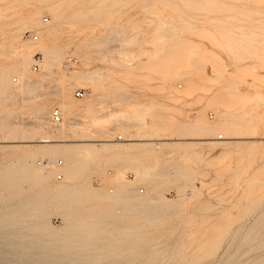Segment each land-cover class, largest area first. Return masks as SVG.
Segmentation results:
<instances>
[{
    "label": "rangeland",
    "instance_id": "obj_1",
    "mask_svg": "<svg viewBox=\"0 0 264 264\" xmlns=\"http://www.w3.org/2000/svg\"><path fill=\"white\" fill-rule=\"evenodd\" d=\"M51 4L58 7L59 17L52 18ZM29 11L35 13L31 21ZM0 16V171L10 167L12 153L5 152L9 147L31 151L34 159L55 165L45 169L58 171L56 167L64 165L65 153L41 158L40 143L19 141L22 133L29 139L44 131L33 128L35 103L47 110L58 106L62 119L67 115L56 94L62 82L69 87L66 102L73 106L77 122L61 147L91 150L76 156L82 164L76 177L66 178L61 172V178L54 176L49 183H86L113 197L119 195L114 193L116 187L124 186L122 194L161 195L166 198L163 203L172 205L168 214L158 217L159 223L143 230L147 235H139L142 239L131 253L102 252L101 259L79 258L74 264L264 261V0H0ZM16 27L21 35L24 30L36 31L34 42L55 28L45 44L67 48L62 57L72 53L79 62L64 69L61 58L59 68L50 67L45 64L48 57L35 49L28 69L19 76L17 56L11 54L8 42ZM20 42L33 41L21 37ZM37 52L43 56L40 71L31 68ZM87 72L86 79L76 77ZM13 76L17 81L9 83ZM24 76V84L31 83L32 88L22 90L23 84L16 92ZM79 88L85 89L82 97L74 95ZM87 98L92 104L86 109ZM17 118L22 120L19 132L11 133V121ZM110 123L124 127L131 143L123 144L125 133L119 129L113 133ZM97 127L100 132L109 130L101 134L107 132L113 146L94 153L93 147L104 137L96 135ZM217 133L222 137L215 138ZM117 172L124 181L111 178ZM9 190L0 194V208L17 201L7 197ZM29 190V183L22 182L20 198H26ZM153 200L157 207L162 203ZM117 202L103 196L95 204L113 207ZM62 217L50 207L44 216L47 230L62 235L59 230L67 223ZM7 231L0 228V264H31L35 252L21 257ZM90 237L92 243L102 234ZM89 249L83 254H90Z\"/></svg>",
    "mask_w": 264,
    "mask_h": 264
},
{
    "label": "bare ground",
    "instance_id": "obj_2",
    "mask_svg": "<svg viewBox=\"0 0 264 264\" xmlns=\"http://www.w3.org/2000/svg\"><path fill=\"white\" fill-rule=\"evenodd\" d=\"M50 10L52 13L51 15H53L52 18L53 17L57 18L60 16L59 9L56 5L51 4ZM19 14L21 13L19 12ZM34 15L35 13L33 11L31 12L29 11L28 16H27L28 20L31 21L34 18ZM0 19H1V16H0ZM19 30H20L19 27L13 28V31H17V33L14 36L12 35L13 39L8 41L10 44L11 54L17 56V61L15 63V71L19 72L18 74L19 76L22 75L24 70L28 69V64L30 63V59L32 58V57L30 58V55L35 49L40 50L43 53V56L48 57V60L47 61L45 60L47 62L45 64L51 65L50 67L54 65V68L55 66L57 67L59 66L60 59L63 58L62 56L67 51V48L48 47L44 41L45 37L50 38L54 36L53 34L55 33L54 32L55 28L51 27V29L47 30V34H44L45 36H42L38 41L34 42L35 41L34 40L31 43L30 42L21 43L22 41L20 42L21 32H19ZM15 40L19 42H14ZM22 46H26V48H23ZM46 68H48V66ZM57 70L59 69H56L55 71L57 72ZM74 75L76 74H73L72 76ZM76 77L80 78V80L86 79L89 77V74L88 75L82 74L79 76L76 75ZM14 80L17 81V77L13 76L12 78H10L9 83L10 81L12 82ZM21 80H22L21 83L18 82L19 84L17 83L18 85L17 86L15 85L18 88L20 87L19 89L17 88V90H15L16 92L20 91V89H22L21 85L27 82V78L25 76ZM66 81H69V79ZM7 83H8V79H7ZM26 84L27 86L24 84L26 87H24L23 85L22 90L30 91V89L32 88V85L30 87L29 84L31 83L29 84L26 83ZM63 84L64 83L62 82L59 83L58 89H56V94L58 96V101L60 103L59 105L63 107L62 111L66 112L67 115L63 116V119L60 122L52 123V125H50V123H48L49 122L48 121L49 120L48 119L49 110L46 109L44 104L35 103L33 107L35 111L34 120H33V128L35 130L43 129L44 131L43 132L37 131L38 132L37 135L29 139L26 138L28 136L22 133L19 141L26 140V141L37 142L38 144L40 143L41 147L38 148L39 150L38 152L41 158L44 156H53L56 152L65 153L66 162L64 163V165L57 166L56 170L58 171H55V169H52V168H49L50 170L45 169L44 167L46 165H49L51 167H54L55 165L53 163H50L49 162L50 160H47V163L43 164L41 160L34 159L35 156H32L33 153L31 151L13 150L12 147H9L5 149V152L12 153L11 154L12 157H10L8 161L10 163V167L9 165H7L8 167L7 169L5 168L0 171V194L1 196H4L3 194L5 193V190L9 188L10 190L7 194V197L8 198H13V197L18 198L15 204L10 205L9 207L0 208V228H7L8 230L7 232H9V235L12 238L13 244L17 245L20 249L21 257L22 256L28 257L27 254H32L33 252H35L33 255L34 256L33 258L31 257L32 255H29L32 258L30 262L31 264H74L79 258L83 260L101 259L102 257H105L104 255L105 253H102V252H107V253L111 252L110 254H108L110 256H121L124 254H128L129 252L131 253L135 249V247L133 246L134 243L142 239L140 238L139 235H147V233H144L143 230L147 227L152 228L157 223H159L160 221L158 222V217L160 216L163 217L162 215L168 214L169 212L168 209L169 207L172 206L169 203H163L164 201H166V198L161 195L154 196L152 194L150 195L148 194V196L140 197L138 195L131 196V193L122 194L121 192L126 190V187L124 186H121V187L117 186L116 189L114 190V193L119 194V195L113 197L111 193H107V192L102 193L101 192L102 190L100 191L98 188H93L94 187L93 185H92L93 187H91L90 185L86 183L78 182L73 185H68L64 182L63 183H52V182L49 183L50 181H52L51 178H53L57 172L64 173L66 178L76 177L77 173L79 172L80 166H82V164H80L79 161L77 160L76 156L79 154V152L84 151L83 153H85L86 150L87 151L89 149L91 150V148L87 146L77 147V148L76 147H71V148L61 147L62 142H65V140H67L66 136H68V134L71 133L74 129L71 126H73L77 122L76 120H74V117H73V114H74L73 106L69 102H66L67 100L66 94H67L69 87H66V85L64 86ZM71 86L73 85H70V87ZM85 100H87L85 102L86 109H87L92 104V101L88 98ZM94 113H97V112H94ZM103 114H106V113H103ZM96 115H98V113ZM18 119L19 118L13 119L11 121V123L14 124V126L9 128V132L11 133H14V131L19 132V129H18L19 123H21L22 120L19 121ZM95 121L96 120L94 119V122ZM99 122H101V120ZM115 123L119 125L124 124V123H120L117 121ZM117 124H114V126L111 127V123H110V127L108 128H110L113 131V133L117 132L116 131L117 129H119L118 130L119 132L121 131V133L122 132L125 133L126 135L125 140L127 141L123 144L131 143V136H130L131 134L126 132L125 128L122 127L123 125L118 126ZM127 126H130V123L127 124ZM99 130L100 129L98 128L96 131L97 132L96 135H98L99 133L101 134V132L103 131L102 130L100 132ZM106 131H109V130H106ZM105 133L101 134L104 137L99 139L100 142L97 143L98 145L93 147L92 150L96 151L94 153H98L101 150L104 151V150L112 148L113 145L112 146L109 145L111 142L108 143V140L110 137H108L107 132ZM121 133L117 135L122 137ZM220 137H222V134L217 133L215 138H220ZM148 141L149 139L147 138V140H145L144 142H148ZM157 145L160 146L159 143ZM125 146L127 147V145ZM119 150H116V151H119ZM115 174L116 176L114 177L113 175L111 178L118 179V181H124L122 173L117 172ZM22 182H27L30 185V190L28 191L27 194L25 193L27 196H25L26 198L24 199L20 198L21 194L23 193L22 192ZM27 188L29 189V187ZM103 196H110L119 202L115 203V206L113 207L99 206L95 204V201L100 200ZM156 198L162 201L161 204L159 203L160 206L158 207L156 206L157 203H155V201L153 200V199L156 200ZM0 201H1V198H0ZM50 207L61 212V214L63 215L62 218H64V220H67V223L65 224L63 230L62 231L59 230V234H62L60 236L57 234L58 232H56V230L54 231L47 230L48 222L44 221V216L46 214V211ZM98 233L102 234V237L101 238L98 237L99 238L98 240L95 239L91 243L89 241L91 238L90 236L97 235ZM2 235H5V234H2ZM55 235H58V236L54 237ZM116 235H124L125 237L116 238L114 237ZM132 236H136L138 239L133 240L131 238ZM99 240L100 242H102L100 246L99 244L96 243ZM128 242H129V245H126ZM256 242L258 243V241ZM88 249L91 250L90 254H86V253L83 254L84 253L83 251H86ZM31 250H32V253H29ZM69 251H73V252L70 253ZM131 257H134V256H131ZM258 264H264V261H261Z\"/></svg>",
    "mask_w": 264,
    "mask_h": 264
},
{
    "label": "built area",
    "instance_id": "obj_3",
    "mask_svg": "<svg viewBox=\"0 0 264 264\" xmlns=\"http://www.w3.org/2000/svg\"><path fill=\"white\" fill-rule=\"evenodd\" d=\"M43 21H47L46 18H43ZM21 37L26 40H31L34 41L38 38V34L36 31L33 30H24ZM43 56L41 53L37 52L33 55V61L31 63V68L35 71H40L41 70V63H42ZM79 62L78 57L72 53H68L64 58L61 63L62 68L64 69H70L74 67L77 63ZM85 93V89L79 88L74 92V95L77 97H82ZM210 117L213 116L211 112L208 113ZM49 120L52 123H58L62 120V115H61V110L58 106H52L49 110ZM57 163H59V160H56ZM110 173V171H109ZM62 174L60 172H57L55 174V178H61ZM100 180V179H97ZM140 191L142 189L140 188Z\"/></svg>",
    "mask_w": 264,
    "mask_h": 264
}]
</instances>
